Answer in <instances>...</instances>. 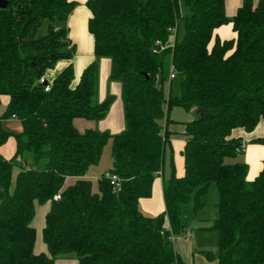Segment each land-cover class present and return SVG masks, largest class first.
Here are the masks:
<instances>
[{
    "label": "trees",
    "instance_id": "obj_1",
    "mask_svg": "<svg viewBox=\"0 0 264 264\" xmlns=\"http://www.w3.org/2000/svg\"><path fill=\"white\" fill-rule=\"evenodd\" d=\"M87 6L95 61L77 83L72 64L46 80L59 62L74 58L66 27L74 3L8 0L0 9V264H183L170 236L185 235L183 211L203 210L213 184L217 215L207 230L217 232L218 252L206 258L264 264V165L250 181L246 163H227L245 152L238 131L262 129L250 144L264 146V0H244L233 18L225 0H89ZM46 23V34L39 35ZM181 24L183 37L167 48L170 29L178 34ZM228 24L236 38L221 41L216 30ZM104 58L111 61L110 80L122 85L126 129L81 133L77 119L100 122L114 101H96ZM171 69L175 78L169 81ZM174 80L180 95L167 98L165 85ZM175 107L205 116L185 124L184 176L173 172L164 184L165 212L147 217L139 202L151 197L171 151L161 122ZM12 119L22 126L18 134L1 125ZM11 139L9 161L1 150ZM110 141L109 175L119 178L117 189L106 175L96 184L87 178ZM15 160L20 170L13 182ZM48 203V254H36L35 206Z\"/></svg>",
    "mask_w": 264,
    "mask_h": 264
},
{
    "label": "crops",
    "instance_id": "obj_2",
    "mask_svg": "<svg viewBox=\"0 0 264 264\" xmlns=\"http://www.w3.org/2000/svg\"><path fill=\"white\" fill-rule=\"evenodd\" d=\"M88 1L89 0H70V2L75 4V7L72 13L70 14V16L68 17V20L66 22V27L68 29V39L75 47V55L71 62L61 61L56 65L54 70L49 71L46 75V80L48 82H53L54 79L69 64H72L75 72V83H77L81 75L83 74L84 70H86L95 61L94 38L90 34L88 29V23L91 18V12L87 6ZM259 1L260 0H254V4L257 5ZM243 3L244 0H225L226 15L230 18H233L237 14L239 8L242 7ZM216 36L221 41H228L235 39L236 33L233 31L232 24H228L217 29ZM110 75H111V61L107 58H104L100 60L99 63V82H100L99 99L100 102H103L109 96H112L114 98V101L111 104L106 117L98 123L97 127L94 123L91 122L83 123L81 119H77L74 122V125L77 122L78 128L83 132H85L86 130H99L101 132H108L111 135H118L126 129L124 103L122 99V85L119 82H113V81H111V83H108V80L110 79ZM6 103H7V99L4 100V104L1 108V111H4ZM197 112L198 110L193 111V115H194L193 119L195 120L197 117ZM6 121H10V120H6ZM6 121H2V123ZM12 121H17V120L12 119ZM21 131H22V126L19 128L18 132L16 133L10 131L7 132L18 134ZM166 132H169V130ZM261 134H262V129H258L254 134L251 135L245 134L242 131H238L236 133V136L242 137L244 142L247 144L244 153H245V162L249 168L248 180L250 181L253 180L261 172L264 165V146L250 144L251 140L261 136ZM169 139H170V133H169ZM8 144H10L8 153L10 155H14L15 152L14 140L11 139L8 142ZM5 146L2 148V150L5 148ZM170 146H171V151L174 148L173 151H175V154L178 155V157H176V162L174 163L173 160L174 156H171L170 158L165 156L163 170L159 175L156 176L154 180L151 197L148 199H141L139 202L140 211L147 217H157L165 212L164 184L172 178L173 172L177 178L183 177L185 173L184 158L182 156V152L185 147V136L182 141L170 139ZM90 172H91V168L88 171L87 178L91 180L94 184H96L97 181L103 176V175L101 177L99 175L96 176L95 174H93V172L91 173ZM48 204L50 206V203ZM164 227L165 229L170 230V224L168 220L165 221ZM185 235H189V232H187V230ZM184 236L176 237V240L173 242L174 250L183 264H218L217 260L209 261L205 256V252H201L198 254L194 253V251H192L191 239L187 241L184 239ZM42 240H43V231H42ZM56 263L57 261L55 262V264Z\"/></svg>",
    "mask_w": 264,
    "mask_h": 264
},
{
    "label": "rangeland",
    "instance_id": "obj_3",
    "mask_svg": "<svg viewBox=\"0 0 264 264\" xmlns=\"http://www.w3.org/2000/svg\"><path fill=\"white\" fill-rule=\"evenodd\" d=\"M189 10L187 8H183V15L188 16ZM47 32V23L44 24L40 30L39 35H45ZM184 34V26L183 24L179 27L178 34H175L173 37L170 38V42H174L177 35L178 38L181 39ZM108 83H111V80H108ZM100 82L98 81V97H96V101L100 102L99 99V88ZM165 96L168 98L170 93L174 97H178L180 95V86L179 81L174 80L172 87H170V82L168 81L164 88ZM193 115V110L186 111L185 109L181 107H175L172 109L169 113L166 111L164 119L161 122L162 126V132L165 134L166 131L169 130L170 133V139L172 140H179L182 141L184 139V131H185V124L194 121L195 119ZM197 119V117H196ZM83 123H94L96 127L98 126L99 122L89 121L85 119H81ZM168 126V129H167ZM2 127L10 132H18L20 126V123L17 121H6L2 123ZM76 129L79 132L81 131L78 126L77 122L75 124ZM10 144H6L5 148L2 150L1 155L6 160H11L13 155H10L9 152V146ZM112 150V142L110 141L108 145L104 148L101 160L98 165L91 167V172L95 174L96 176H105L106 174H109L113 167V160L111 155ZM174 150V148H173ZM172 150V151H173ZM7 151V152H6ZM171 156H174L173 160L174 163L176 162V157H178L177 154H175V151H173V154L171 153L170 149L166 152V157L170 158ZM246 163L245 162V153L238 156L237 159H228L227 163ZM14 169H13V182L15 181V178L20 170L18 164L19 160L14 161ZM90 172V173H91ZM249 175V174H248ZM99 177V178H100ZM217 203H218V191L216 185H211L210 191L208 196L206 197V205L203 210L199 212H195L193 207L190 206L186 208L181 216V224L184 227L185 231L189 232L191 242H192V251L194 253H213L214 255L218 252V234L215 231H209L206 228H209L213 220L216 218L217 215ZM49 204L46 205H38L35 206V218L32 222V227L36 230L37 233V239L35 244V253L36 254H48V250L46 245L44 244L42 240V231L45 228V217L49 211ZM62 260V261H59ZM56 260V264H74L73 260H66V259H59ZM66 260V261H65Z\"/></svg>",
    "mask_w": 264,
    "mask_h": 264
},
{
    "label": "built area",
    "instance_id": "obj_4",
    "mask_svg": "<svg viewBox=\"0 0 264 264\" xmlns=\"http://www.w3.org/2000/svg\"><path fill=\"white\" fill-rule=\"evenodd\" d=\"M176 32H177L176 28H172V29H170L169 42H168V44L166 45L167 48H172V49L174 48L175 41H174V42H170V38L173 37V36L176 34ZM158 44H159L160 46H163L161 42H158ZM166 47H165V48H166ZM162 49H164V48H162ZM174 78H175V73L173 72V69H171V73H170V76H169V81L173 80ZM40 83L44 85V87H45V91H46V92H49V91H50L51 86L48 85V82L45 81V79H42V80L40 81ZM106 177L110 180V184L114 187V189H117V188H118V184H119V182H120L119 178H118L117 176H111V175H109V174H107ZM54 200H55L56 202H57V201H60V200H61V195H60V194L56 195L55 198H54ZM165 231H169V230L166 229ZM184 239L187 240V241H189V240L191 239V238H190V235H185V236H184ZM170 240L174 242V241L176 240V237L173 236V235H171V236H170ZM172 264H178V262L175 261V262H173Z\"/></svg>",
    "mask_w": 264,
    "mask_h": 264
},
{
    "label": "water",
    "instance_id": "obj_5",
    "mask_svg": "<svg viewBox=\"0 0 264 264\" xmlns=\"http://www.w3.org/2000/svg\"><path fill=\"white\" fill-rule=\"evenodd\" d=\"M8 6V0H0V9H6ZM205 116V111L198 110L197 120H201Z\"/></svg>",
    "mask_w": 264,
    "mask_h": 264
}]
</instances>
